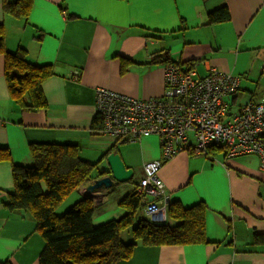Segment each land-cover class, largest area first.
<instances>
[{
  "label": "crops",
  "instance_id": "crops-1",
  "mask_svg": "<svg viewBox=\"0 0 264 264\" xmlns=\"http://www.w3.org/2000/svg\"><path fill=\"white\" fill-rule=\"evenodd\" d=\"M221 8L226 18L212 20ZM0 25L5 50L24 47L30 62L54 71L41 83L42 96H24L25 105L41 99L47 104L24 107L13 98L7 55L0 54V261L39 264L44 248L34 218L2 207L14 188L13 164H34L32 143L76 144L80 156L98 160V166L106 165V152H120L135 169L132 181L113 188L87 192L92 180L86 182L56 210L62 214L88 196L95 224L121 217L126 211L119 202L144 176V163L162 158L155 136L117 143L95 133L97 87L161 97L165 63L153 62L161 53L201 76L212 67L240 76L239 89L226 97L231 113L264 99V0H33L25 18L6 13L0 0ZM159 176L169 203L206 205L208 241L139 243L117 264H264V170L258 154L229 156L223 147L209 156L184 151L164 160Z\"/></svg>",
  "mask_w": 264,
  "mask_h": 264
},
{
  "label": "trees",
  "instance_id": "trees-1",
  "mask_svg": "<svg viewBox=\"0 0 264 264\" xmlns=\"http://www.w3.org/2000/svg\"><path fill=\"white\" fill-rule=\"evenodd\" d=\"M32 1L4 0L5 12L25 18ZM225 11V8L218 9L211 13L210 18L225 19ZM1 53L7 55L6 79L13 98L24 107L45 106L47 103L44 99L37 105H25L24 96H42L41 83L54 74L52 67L30 62L24 47L15 52L5 50V31L0 25ZM161 61L174 62L166 54L156 53L153 62ZM101 125V117L97 114L92 124L95 133L101 134ZM30 146L34 164H13L14 188L9 191L8 199L2 203V207L10 213H23L34 218L45 242L39 264H117L129 258L139 243L162 245L208 241L206 205L203 202L188 208L170 202V222H155L144 214L136 220L138 211L142 205L143 208L145 206L142 195L137 191L139 181L135 190L120 200L119 204L126 212L119 218L95 224L94 203L88 196L79 199L59 215L56 211L58 206L71 193L97 177L98 163L82 158L80 147L76 144L38 142ZM214 147L219 146L210 147L205 156H209ZM110 152L112 150L104 156ZM125 233L131 235V241H125L129 237L126 235L123 238ZM0 264L12 262L0 261Z\"/></svg>",
  "mask_w": 264,
  "mask_h": 264
},
{
  "label": "built area",
  "instance_id": "built-area-1",
  "mask_svg": "<svg viewBox=\"0 0 264 264\" xmlns=\"http://www.w3.org/2000/svg\"><path fill=\"white\" fill-rule=\"evenodd\" d=\"M240 76L212 67L207 75L179 62L165 63V91L161 97L138 98L116 90L96 88L100 133L117 143L136 142L157 134L162 158L144 163L137 191L143 212L155 222L168 220L169 202L159 176L164 160L189 151L207 155L209 148H225L229 156L256 153L264 170V99L230 112L226 97L239 89Z\"/></svg>",
  "mask_w": 264,
  "mask_h": 264
},
{
  "label": "water",
  "instance_id": "water-1",
  "mask_svg": "<svg viewBox=\"0 0 264 264\" xmlns=\"http://www.w3.org/2000/svg\"><path fill=\"white\" fill-rule=\"evenodd\" d=\"M96 174L97 177L88 185L87 192L113 188L117 184L132 181L135 176V169L126 164L120 152L112 151L106 156V165H103L102 168L98 166ZM166 201L169 202L170 200L167 198Z\"/></svg>",
  "mask_w": 264,
  "mask_h": 264
},
{
  "label": "rangeland",
  "instance_id": "rangeland-1",
  "mask_svg": "<svg viewBox=\"0 0 264 264\" xmlns=\"http://www.w3.org/2000/svg\"><path fill=\"white\" fill-rule=\"evenodd\" d=\"M150 136H155V137H157L158 139H159V141H160V137L157 135V134H153V135H150ZM105 137V136H104ZM161 142V141H160ZM97 163H99V161L97 160L96 161ZM100 168H102L103 166H99ZM135 177H136V174H135ZM134 177V178H135ZM83 191H84V189H83ZM86 191V190H85ZM69 208V207H68ZM67 208V209H68ZM66 209V208H65ZM66 210H64V212H65ZM63 212V213H64ZM62 213V214H63ZM59 215H61V214H59ZM142 217V209L141 210H139L138 211V213H137V216H136V220H139L140 218ZM126 235H128L129 237L125 240V241H127V242H129V241H131L132 240V237H131V235L129 234V233H125L124 235H123V238H125V236Z\"/></svg>",
  "mask_w": 264,
  "mask_h": 264
}]
</instances>
